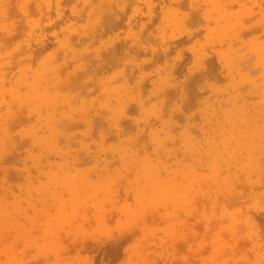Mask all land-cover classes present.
I'll use <instances>...</instances> for the list:
<instances>
[{
  "label": "rangeland",
  "instance_id": "1",
  "mask_svg": "<svg viewBox=\"0 0 264 264\" xmlns=\"http://www.w3.org/2000/svg\"><path fill=\"white\" fill-rule=\"evenodd\" d=\"M45 1H32L25 15L12 0L15 30L7 36L0 23V117L11 120L0 126V264H264L263 153L251 152L245 137L227 158L207 152L231 138L223 120L229 99L240 96V115L264 114V58L254 52L264 44V0H234L223 16L226 0H215L217 13L209 15L203 0H186L183 11L176 0H115L113 13L107 11L120 24L81 52L93 61L97 46L105 58L115 54L116 63L103 58L105 69L78 84L74 110H66L76 120L96 121L80 122L57 138L49 105L42 117L26 109L46 96L44 83L67 35L68 22L54 11L57 27L49 25L46 10L37 12L35 5ZM95 3L91 17L106 20V10L100 15ZM167 7L194 20L179 26ZM83 16L71 21L77 25L71 35L91 29ZM231 20L240 74L227 71L223 59L230 52L225 22ZM140 36L141 44L130 39ZM118 42L121 50L112 53L109 46ZM131 68L136 71H126ZM71 72L75 81L83 74ZM165 83L167 92L161 90ZM22 95L29 105L18 104ZM122 101L130 102L126 112ZM256 160L263 162L261 173ZM147 162L151 173L161 174L160 191L175 189L168 198L155 190L153 200H140Z\"/></svg>",
  "mask_w": 264,
  "mask_h": 264
},
{
  "label": "bare ground",
  "instance_id": "2",
  "mask_svg": "<svg viewBox=\"0 0 264 264\" xmlns=\"http://www.w3.org/2000/svg\"><path fill=\"white\" fill-rule=\"evenodd\" d=\"M14 1L18 2V4L15 6L16 9L18 8L20 12H23L25 15H27L30 13L29 7L31 6V4H33L32 1L34 0H22V1L14 0ZM65 1H69L68 3H71L72 5L69 4L68 5L69 7H68L67 5H65ZM96 1L97 0H80V3H79V0H55V1L46 0L43 5H35L36 8L40 10L37 12L42 13L43 10L47 11L45 12L46 13L45 16L47 17L50 26L57 27L56 23L60 22V21H57V22L54 21L53 18L55 17H52L53 15L52 11L56 13L58 19L63 21V22L61 21L62 23L68 22L66 26L67 35L63 39L60 53H58L56 56L58 57L57 62L50 69V81H48L47 79V81L44 83V88L48 86V92L46 96L45 94L38 96L39 98L37 100L40 102V105L30 106L28 102L24 99L27 95H22L21 96L22 98H17V102L19 105H22V107L26 106L23 104L27 103L29 107H27L26 109H28L29 112L32 114V112L30 111L31 110L30 107H32L40 117L47 115V114L39 113L42 111L44 104L49 105L50 108L54 112L52 113V116L51 115L47 116V119L50 120L52 125H55L56 138L59 135H68L70 130L76 124H79L80 122L96 121V119H94L95 117H93L92 119V118H89L90 116L76 120L67 112V111L74 110L73 105L75 104L74 101L77 99V96L76 95L72 96V94L75 91V88L78 87V84L86 81L88 76L92 72L97 71L99 68H100L99 70L104 68V67H101L103 65L102 63L104 62V59L106 60V64L109 63L111 65H114L116 63L114 61V59L116 58L115 54H111V56L108 55V57L105 58L104 56L106 54H104L102 50L98 48L97 46L96 48H93L94 53L96 54L95 59L94 58L92 59L93 61H91V59L86 58V56L81 52V49L83 46L84 47L92 46L95 43L97 37H100L104 33L113 31L114 28H116L120 24V21H117L118 20L117 14L113 15L108 12V11H111L112 5L115 0H109L106 6H103L102 3H99L97 5V3H95ZM118 1L120 2L121 0H118ZM218 1L220 2V0ZM232 1L234 0H226L225 3H223V6H222L223 14L219 13L220 16H223L227 13V5H229ZM257 1L258 0H255V2ZM11 2L12 0H0V16H3V20L0 23L5 26L6 31H9L6 33L7 36L8 34H11L12 31L15 30L14 29L15 26L13 25L14 21L13 22L9 21V17L11 16L9 15L8 9H12L11 7H9ZM176 2L178 3V6H179L178 9L180 11H183V9H181L182 6L190 5L186 0H176ZM203 2L209 8L208 15L210 12L214 14L217 13L215 10V7L217 6L218 2H216L215 0H203ZM94 3L97 5L96 8L98 10V13H100V15L102 14L104 9L106 10L108 14V18L106 20L101 16L99 20L98 18L94 19L91 17L96 12V9L94 10V7L92 6L94 5ZM122 6L123 5L119 4L117 7L120 8ZM220 7L221 5L219 4V8ZM54 8L56 11L54 10ZM84 8H87L86 10L88 9L89 10H88V13L87 14L85 13V15L83 16ZM163 10L166 12L168 16H170L171 14L174 16L171 18L175 19L174 21H177V25L179 24L187 25L189 22L194 20V18L191 17V15L188 16L187 14L179 12V11H172L168 7L164 8ZM82 16H83V21H86V23L91 26V29H88V28L82 29L81 27L80 32L78 33L77 36L71 35V32L77 28L76 23H72L71 21H74L73 19H76V17H82ZM232 16L233 14L231 15V17ZM92 20H96L95 22L96 29L91 25ZM234 20H238V18ZM232 21L233 20H231L230 23L229 21L225 22L227 24L225 26L227 27L225 31L227 33L226 36H227V39L229 37L228 40L230 41H227V42L225 41L224 43L225 45L229 47L230 52L223 59H224L225 64L230 66V69L227 71L231 72L230 70L232 67V68H235V71H238L237 72L238 74H240V58L242 57L239 55V51L234 48L237 42L235 41L234 34H238V33H234V32L230 33L232 30L236 29ZM32 24H36V23L34 22ZM216 26L220 27L218 22L216 23ZM241 26H244V25L242 24ZM35 28H38V27L36 26ZM129 31H132V28H130ZM130 39H135L137 43L141 44L142 37L141 36L138 38L130 37ZM227 39L225 38V40ZM240 39H241V42H243L242 38H238L237 40L240 41ZM121 45L122 44L119 42L113 43L112 46H109V48L111 49L112 53H114V51H116L117 49L121 50L120 49ZM103 47H105L104 44L102 45V48ZM40 52L42 51H37L36 54H39ZM254 52H256L258 56L264 58V44L255 46ZM159 53L161 54L162 57H167L166 48L162 47ZM33 54H35V52H33ZM199 60H200L199 63H201V60L203 59H201L200 57ZM261 63L264 65V59H263V62ZM71 69H73L75 73L83 70L82 77L78 79L77 81H75V79H73V73L71 72ZM233 70L234 69H232V71ZM126 71L134 72L136 71V69L131 68V69H126ZM21 72H24V71H21ZM47 82H50V84ZM40 85H43V84H40ZM37 87L38 85H35V88ZM139 87H144V85L140 83L138 88ZM161 90L164 92L168 91V87L166 83L161 85ZM4 92H5V89L1 88L2 95H4ZM13 94H11V96H13ZM138 102H139L140 107L142 104H144V101L140 99L138 100ZM229 102H230L231 109L227 111L223 120H224V125H226L227 123L228 125H230L231 138L224 139L221 144V147H218L216 144L211 146L210 143H207L210 145L207 147V152L211 149V151L215 152V154L221 159L227 158L228 155L230 154L229 153L230 151L236 154V151L232 149L230 150V147L234 148L232 146H237L239 147L238 149L240 150V140H242L243 137H245L246 146L251 152L252 151L260 152L261 155L262 153L264 155V125L260 124V120H264V114L255 113V114H250V115H244V114L240 115V96L238 98L234 97L232 99H229ZM121 104H122L121 110L123 112H126L130 108L129 101H122ZM245 109H246V112L249 114L250 108L246 106ZM44 113H46V111H44ZM100 119L101 121L104 120L103 118H100ZM240 119H242L241 126H245L244 130L240 128ZM10 122L11 120L8 117H0V126L5 127L7 125H10ZM122 123L123 122L117 123L116 128L117 129L120 128ZM224 129L225 127H218L217 130L219 133H223ZM215 131L216 129H214V132ZM159 142L162 143L161 141ZM147 165H148V169H146V172H145L146 185L144 188H142V190H145V191L141 194L140 200L141 201H150L151 199L153 200L155 198V194L153 195L155 190H158L160 198H165V199L168 198L175 191V189L170 188V189H164L160 191L161 187L159 184H160L161 174L160 173L158 174V172H156L155 174L151 173L149 169L153 167V165L150 162H147ZM254 165H255L257 172L261 173L263 171L262 169L263 162L259 163V160H256ZM148 180H149V187H147ZM72 185L73 183L70 182L68 184V187ZM249 221L250 223L248 224L251 226L252 231L256 235V239H259V237L261 236L259 233H261V231L259 229L254 228L255 220L252 218H249Z\"/></svg>",
  "mask_w": 264,
  "mask_h": 264
}]
</instances>
